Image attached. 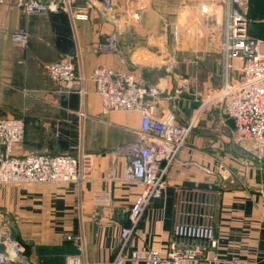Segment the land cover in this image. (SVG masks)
Returning <instances> with one entry per match:
<instances>
[{
    "label": "crops",
    "instance_id": "1",
    "mask_svg": "<svg viewBox=\"0 0 264 264\" xmlns=\"http://www.w3.org/2000/svg\"><path fill=\"white\" fill-rule=\"evenodd\" d=\"M100 1L89 9L90 17L85 20H72L66 11L51 12L54 33L47 36L32 35L17 18L14 25L8 22L7 7L16 5V0L0 5V28L11 41L20 28L30 34L23 58L18 60L27 64L25 70L10 68L16 61L13 53H19L11 47L2 58L1 75L49 81L52 78L46 65L69 56L77 72L91 82L90 101L85 96L82 106L85 118L79 117L80 149L73 155L80 150L95 154L92 176L81 185L67 182L0 188L1 216L3 211L13 212L20 231L15 236L25 248L22 261L15 264H64L66 255L79 253V237L84 238L88 263L106 264L122 249V229L132 225L130 214L142 185L123 179L128 161L118 149L141 140L143 116L135 110L105 113L90 79L94 67L127 70L140 83L157 85L163 90L155 115L162 117L175 110L182 123L195 115L203 95L224 80L221 0H113L114 8L107 13L100 9ZM77 3L84 5L86 0ZM204 4L210 5L206 13L200 12ZM199 23L205 33L198 32ZM178 29L186 31L181 38ZM111 35H115L116 49L101 51L99 44ZM171 59L176 62L173 69L167 65ZM180 75L190 80L189 91L182 94L177 93ZM3 103L10 104L7 98L0 99ZM19 118L25 123V136L15 149L17 155L62 154L53 151L48 139L39 144L46 131L44 125L27 115ZM46 119L42 117L41 121L47 123ZM233 138L234 123L220 109L213 108L198 117L168 167L166 189L160 197L151 199L133 229L125 247L127 253L137 248H165L177 216L186 217L191 210H198L197 191L211 188L216 191L215 227L219 238L218 257L213 264H264V147L239 144Z\"/></svg>",
    "mask_w": 264,
    "mask_h": 264
},
{
    "label": "built area",
    "instance_id": "2",
    "mask_svg": "<svg viewBox=\"0 0 264 264\" xmlns=\"http://www.w3.org/2000/svg\"><path fill=\"white\" fill-rule=\"evenodd\" d=\"M248 0H221L223 4L224 37L220 45L224 57L222 85L203 95L192 119L178 120L175 110L162 117L155 115L156 104L163 89L157 85L140 83L135 74L104 65L94 67L90 79L100 96L105 113L116 110H135L143 116L140 141L123 145L118 152L127 158L124 180L142 185V192L132 207L131 227L121 231L122 249L106 264H213L218 257L219 238L215 227V190L199 189L198 210L186 217L179 214L165 248H137L126 252L125 247L142 212L152 198L160 197L168 185L167 170L184 146L196 120L204 112L218 108L234 123L237 143H252L264 147V40L249 33V21L242 7ZM5 0H0V5ZM98 0H16V5L27 14L66 11L72 20L89 19V9ZM102 12L114 8L113 0H101ZM186 31L184 30V33ZM180 38L183 35H179ZM30 34L20 28L12 34V41L25 46ZM179 38V39H180ZM101 51L116 49L115 35L99 44ZM169 69L176 62L168 61ZM47 73L60 87L85 90L86 77L77 72L72 57H64L46 65ZM190 89L188 77L180 75L177 93ZM82 118L85 112L79 113ZM25 136L23 119L0 117V183L31 185L42 183L76 182L81 185L92 176L95 154L80 150L77 155L32 152L17 155L15 149ZM222 167V166H220ZM223 169V167H222ZM224 170V169H223ZM100 202H104L101 200ZM104 204V203H101ZM79 253L66 255L64 264H89L84 238H76ZM25 248L12 229L2 221L0 212V264L22 261Z\"/></svg>",
    "mask_w": 264,
    "mask_h": 264
},
{
    "label": "rangeland",
    "instance_id": "3",
    "mask_svg": "<svg viewBox=\"0 0 264 264\" xmlns=\"http://www.w3.org/2000/svg\"><path fill=\"white\" fill-rule=\"evenodd\" d=\"M5 3H7L6 0ZM208 7H210V5H200V12L203 11V13H206ZM7 8L9 10L6 11V16L8 15L9 23H13L14 25L17 18L18 23L27 27L32 35L40 33L44 36H47L52 32L54 33V25L52 20L49 18L51 12L27 14L23 12L22 9H20L17 5H9ZM242 9L249 21L250 34L253 37L264 40V0H248L247 4L244 5ZM2 10H4V8H2ZM199 25L200 28L198 32L205 33L206 29L202 28V23H199ZM183 34V29L177 30L178 36ZM73 36H75L74 27ZM26 46L27 45L18 46L13 44L10 36L4 33V28H0V68L3 64L2 58H5L6 56V49L12 47L11 51L17 48L16 51L19 53H13L16 61L12 64V67L10 66V68L25 70L27 64L25 62L19 63L18 60L23 58L22 51ZM75 52L78 53V50H75ZM78 60L80 63V56ZM90 83L91 82L88 81L86 77L84 88L85 92L82 94L78 89L67 90L62 88L51 79L49 81H37L35 79H28L24 81L21 77H6L0 74V99L7 98L8 102L10 103L9 105H4V103L0 104V117H4V115L16 117L20 116L23 118L24 115L30 116L33 122L44 125L46 129V131H44L43 137L40 138L39 144H43V139H48L49 144L52 143V145H54L55 150L53 151H55V153L75 154L80 149L79 119L82 116L79 113L82 109H84L82 106H84L85 96L88 97L89 95L88 84ZM220 86L216 87L215 89L219 88ZM88 101H90V97H88ZM42 117H47L48 120H46L48 122L44 123L41 121ZM84 118L85 117H83V119ZM101 126L104 127L105 125ZM89 129L90 128H88L86 131L87 137L89 136ZM96 129H99V127ZM48 130L52 132H49ZM18 186L22 185L13 183H0V188L9 189ZM146 208L147 207L144 208L140 219L144 215ZM1 217L2 221L12 229L14 235L20 234V231H18L16 228V221L13 212L3 211Z\"/></svg>",
    "mask_w": 264,
    "mask_h": 264
},
{
    "label": "trees",
    "instance_id": "4",
    "mask_svg": "<svg viewBox=\"0 0 264 264\" xmlns=\"http://www.w3.org/2000/svg\"><path fill=\"white\" fill-rule=\"evenodd\" d=\"M62 11V10H61ZM58 12H60V11H58Z\"/></svg>",
    "mask_w": 264,
    "mask_h": 264
}]
</instances>
